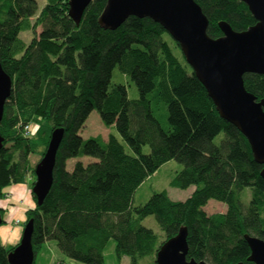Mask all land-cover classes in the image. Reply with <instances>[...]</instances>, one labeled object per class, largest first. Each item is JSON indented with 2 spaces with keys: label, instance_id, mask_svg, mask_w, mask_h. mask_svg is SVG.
<instances>
[{
  "label": "trees",
  "instance_id": "1",
  "mask_svg": "<svg viewBox=\"0 0 264 264\" xmlns=\"http://www.w3.org/2000/svg\"><path fill=\"white\" fill-rule=\"evenodd\" d=\"M41 1L0 0V64L12 82L0 122V199L5 187L28 175L32 188L37 163L30 167L28 156L38 153L39 161L51 131L64 130L51 187L40 205L31 191L35 206L25 212L26 221L33 220L34 255L54 241L71 259L103 264L113 239L118 259L156 264L161 244L186 228L188 260L252 264L245 235L264 241V164L254 160L243 134L219 116L179 44L150 18L129 16L115 30L101 27L97 19L106 0H92L79 23L68 14L69 0ZM195 2L211 38L222 35L220 21L236 32L256 23L241 0ZM29 31L25 43L20 34ZM115 68L133 83L137 98L112 82ZM243 83L257 100L264 98V75L245 73ZM93 110L103 125L115 127L131 153L112 133L106 139L81 135ZM28 124L35 131L24 136ZM84 156L95 161L84 163ZM71 159L76 161L68 169ZM172 159L182 168L171 186H193L191 195L174 201L161 190L134 205L136 189ZM211 199L226 210L207 214L203 208ZM148 216L161 235L141 224ZM15 246L0 242V264H9Z\"/></svg>",
  "mask_w": 264,
  "mask_h": 264
},
{
  "label": "water",
  "instance_id": "2",
  "mask_svg": "<svg viewBox=\"0 0 264 264\" xmlns=\"http://www.w3.org/2000/svg\"><path fill=\"white\" fill-rule=\"evenodd\" d=\"M91 1L69 0L68 14L75 23L80 22ZM241 1L256 23L236 32L226 22L220 21L218 26L222 35L217 38L207 35L208 20L195 0H106L97 22L108 30L119 28L129 16L150 18L160 24L179 44L187 64L205 88L219 116L243 134L254 160L264 164V98L257 100L243 83L245 73L264 75V0ZM11 84V78L0 64V122ZM63 136V128L51 131L45 152L34 167L35 180L31 191L38 205L51 187L55 156ZM2 141L0 136V148ZM260 176L264 180V168ZM32 232L33 220L28 219L19 242L7 254L9 264H33ZM186 237V228H181L175 236L164 241L157 251L156 264H205L204 261L186 258ZM245 239L250 248L247 261L264 264V241L248 235Z\"/></svg>",
  "mask_w": 264,
  "mask_h": 264
},
{
  "label": "rangeland",
  "instance_id": "3",
  "mask_svg": "<svg viewBox=\"0 0 264 264\" xmlns=\"http://www.w3.org/2000/svg\"><path fill=\"white\" fill-rule=\"evenodd\" d=\"M37 1L39 3V6H40L42 4V1L41 0H37ZM40 30H41V27L38 26L36 28V33H39ZM20 37L23 39V41L25 43H28V41L32 37V33L30 31L29 32H22L20 34ZM111 80H112V82L124 84L126 87V90H127V96L129 98L134 99V98L138 97L137 90H136L135 86L133 85V83L128 79V77L126 75L119 73L116 68L112 72ZM31 129H32V133H33L35 131V126L32 125ZM80 133L84 138H87L89 136H95V135H102L103 137H106L108 135V133H112L120 141V143L124 146L125 150L128 153H131L129 146L122 139V137L119 135V133L117 132L115 127L111 126L110 128H108L105 125H103V123L101 122L97 112L94 110L90 113V115L86 119ZM30 136H31V134H30ZM38 159H39L38 153L30 154L28 156V163H29L30 167L34 166L38 162ZM80 160H82L84 163H87L89 161H95L94 158L87 157V156L80 158ZM75 161H76V159L69 160L67 162V168L70 169ZM181 168H182V164H180L179 162H177L174 159L163 163L157 169V171L155 173H153L147 179H145L141 183V185L136 189L134 196H133L134 205L143 204L153 192H158L161 190H165L168 197L174 201H183L186 198H188L194 189L193 186H190L186 189H180V188L173 187L170 184L172 179L180 171ZM28 176L30 177V182H31L32 177L30 175H28ZM248 191H249L248 188H246L244 190V192L247 193V195L249 196ZM248 196L242 197V203L244 206H246V204L248 202ZM8 206H10V205H8ZM34 206L35 205H34V201H33V205L31 207H29L27 210L33 209ZM203 209L207 214H211V213H216V212H224L226 210V206H225V204H223L219 201L211 199L207 202V204L204 206ZM6 214H8V213H6V211L2 212L1 218L3 220V223L0 224V226H3L5 228H9L11 226V223L13 225L12 221H14L15 218H13V220H9L8 215H6ZM16 218L18 219V217H16ZM18 220L21 221V223L20 222L17 223V224H20L18 230H19V232H22L24 223L26 221V216H24ZM10 221H11V223H10ZM141 224L143 226L151 229L154 233H156L158 235L162 234V231H161L159 225L157 224V222L155 221L153 216H148V217L144 218L142 220ZM49 244H50V247H49ZM51 246H53V249L51 248ZM114 247H115V241L113 239H110L107 242V244L104 248V251H103V264H129L128 257L124 256L121 259H118L115 256ZM59 260L64 261V263H66V264H84V263H81L79 261L71 259V258L65 256L64 254H62L57 249L54 241H47L41 245V247L38 249V251L34 257V264H57L59 262ZM141 264H144V262H142Z\"/></svg>",
  "mask_w": 264,
  "mask_h": 264
},
{
  "label": "crops",
  "instance_id": "4",
  "mask_svg": "<svg viewBox=\"0 0 264 264\" xmlns=\"http://www.w3.org/2000/svg\"><path fill=\"white\" fill-rule=\"evenodd\" d=\"M106 137L103 138L106 139ZM29 182L30 177L28 176L25 182L11 184L2 190L4 194L0 199V208L3 212L6 211V213H8L6 215H8L9 220L15 218L14 221H12L13 225L10 221L11 226L9 228L0 226V242L5 246L16 245L20 240L22 232H19L18 229L20 224H17L16 221L21 223L18 219L24 217L27 209L33 205ZM16 217H18V219ZM51 248L53 249V246H51Z\"/></svg>",
  "mask_w": 264,
  "mask_h": 264
},
{
  "label": "built area",
  "instance_id": "5",
  "mask_svg": "<svg viewBox=\"0 0 264 264\" xmlns=\"http://www.w3.org/2000/svg\"><path fill=\"white\" fill-rule=\"evenodd\" d=\"M32 125L28 124L23 128V134L24 136H30V134H32V129H31ZM16 223H19V221H16Z\"/></svg>",
  "mask_w": 264,
  "mask_h": 264
}]
</instances>
